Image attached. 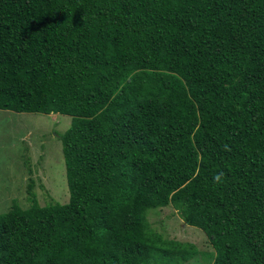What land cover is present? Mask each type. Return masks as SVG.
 Wrapping results in <instances>:
<instances>
[{
  "label": "trees",
  "instance_id": "obj_1",
  "mask_svg": "<svg viewBox=\"0 0 264 264\" xmlns=\"http://www.w3.org/2000/svg\"><path fill=\"white\" fill-rule=\"evenodd\" d=\"M0 110L71 118L69 200L29 178L0 264H264V0H0Z\"/></svg>",
  "mask_w": 264,
  "mask_h": 264
},
{
  "label": "rangeland",
  "instance_id": "obj_2",
  "mask_svg": "<svg viewBox=\"0 0 264 264\" xmlns=\"http://www.w3.org/2000/svg\"><path fill=\"white\" fill-rule=\"evenodd\" d=\"M70 125L71 118L60 114L0 110V212L7 211L16 199L22 207L30 205L27 200L29 178L34 181L33 192L41 206L52 199L61 204L68 202L65 160L58 134H64ZM157 211L149 213L151 225L157 232L170 239L192 243L201 252H212L205 233L184 223L173 208ZM208 259L211 264V257L200 256L188 264H204Z\"/></svg>",
  "mask_w": 264,
  "mask_h": 264
}]
</instances>
